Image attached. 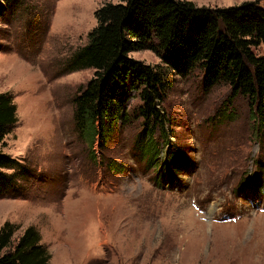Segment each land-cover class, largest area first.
I'll return each mask as SVG.
<instances>
[{
  "label": "rangeland",
  "instance_id": "obj_1",
  "mask_svg": "<svg viewBox=\"0 0 264 264\" xmlns=\"http://www.w3.org/2000/svg\"><path fill=\"white\" fill-rule=\"evenodd\" d=\"M117 2L0 1V94L17 117L0 149L20 165L0 187V228L16 225L18 237L34 227L50 264H264V127L247 97L206 86L199 67L169 76L168 138L157 127L152 141L160 158L168 148L184 158L176 186L154 185L152 159L141 156L138 92L125 104L129 123L103 149L80 133L74 100L94 71L69 72L66 61L96 28L95 12ZM129 56L162 65L149 50Z\"/></svg>",
  "mask_w": 264,
  "mask_h": 264
},
{
  "label": "trees",
  "instance_id": "obj_2",
  "mask_svg": "<svg viewBox=\"0 0 264 264\" xmlns=\"http://www.w3.org/2000/svg\"><path fill=\"white\" fill-rule=\"evenodd\" d=\"M95 19L97 26L86 44L66 61L69 72L94 71L74 100L77 127L91 145L97 142L103 149L129 123L125 104L129 93L136 91L142 104L141 156L152 159L148 165L155 170L154 185L167 181L176 186L184 158L171 148L160 158L153 128L159 127L162 140H167L168 120L161 105L172 85L170 77H183L195 67L202 69L206 86L223 83L234 95L247 97L257 128L264 127V2L206 8L181 0H118L102 5ZM143 50L155 53L162 65H144L129 56ZM16 122L11 97L1 93L0 146ZM19 168L0 149V187H10ZM17 230L9 222L0 228V264H50L39 232L29 226L14 237Z\"/></svg>",
  "mask_w": 264,
  "mask_h": 264
}]
</instances>
